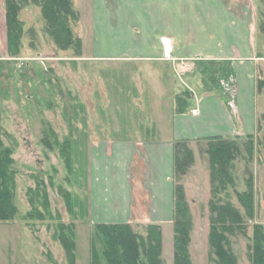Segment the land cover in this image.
Masks as SVG:
<instances>
[{"label":"rangeland","instance_id":"obj_1","mask_svg":"<svg viewBox=\"0 0 264 264\" xmlns=\"http://www.w3.org/2000/svg\"><path fill=\"white\" fill-rule=\"evenodd\" d=\"M227 1L229 6H242L252 20L258 54L264 57V0ZM71 2L78 14L77 22L71 27L81 41L80 55L86 58L75 57L72 50L60 51L47 34L40 7L31 4L18 13L24 33L20 57L16 62H4L0 71V140L3 147L11 151L17 208L11 222H0V264L32 263L41 258L48 264H66V253L54 238L59 223L72 225L75 231V264H89L91 233L99 223L88 217L87 201L83 204L87 199L91 142L129 137L138 131L153 129L161 113L159 110L169 109L172 102L171 98L166 99L167 93L151 83L152 76L134 74L138 69L134 63L88 58L98 46L96 39L105 46L110 45L107 41L116 33L109 26L113 27L118 17L123 16L121 7L112 10L111 21L109 12L104 9L108 5L103 0ZM2 7L4 9V0ZM125 9L132 12V8ZM1 30L6 40L4 28ZM256 71V130L252 135L237 137L244 150L247 137H253V154L249 156L243 150L235 159V189L228 192L231 202L238 208L234 191H245L246 180L251 176L255 217L246 221V235L230 238L238 264H250L247 248L253 225L258 223L264 228V152L261 144L264 141V64ZM165 85L169 88L168 83ZM165 100L169 101L164 103ZM44 141L51 145V150ZM63 142L69 143L68 150L61 147ZM199 145L187 144L192 152L196 147V154L190 168L177 176L175 183L185 190L193 220L189 248L192 263L209 264L210 169L205 152L207 141ZM41 184L47 185L46 199L42 193L33 195L37 188L42 191ZM60 186L72 197L68 209L65 196L59 192ZM44 208L50 211L52 221L48 220ZM132 226L136 233L145 235L146 226ZM163 231L162 259L164 264H173L172 221Z\"/></svg>","mask_w":264,"mask_h":264},{"label":"crops","instance_id":"obj_2","mask_svg":"<svg viewBox=\"0 0 264 264\" xmlns=\"http://www.w3.org/2000/svg\"><path fill=\"white\" fill-rule=\"evenodd\" d=\"M2 1L0 61L4 64L20 56L8 53L1 34V28L6 33ZM103 1L111 21L113 9L121 7L123 16L109 26L116 33L107 41L110 45L96 39L98 46L88 58L134 63L138 66L134 74L152 76L151 83L172 102L169 109L159 110L153 129L91 142L83 204L87 201L88 217L98 224H157L162 233L173 218L176 143L200 146L210 138L254 134L256 70L264 57L258 54L252 20L242 6H229L227 0ZM31 264L48 262L41 258Z\"/></svg>","mask_w":264,"mask_h":264},{"label":"trees","instance_id":"obj_3","mask_svg":"<svg viewBox=\"0 0 264 264\" xmlns=\"http://www.w3.org/2000/svg\"><path fill=\"white\" fill-rule=\"evenodd\" d=\"M36 4L41 9L47 25V34L60 51L72 50L77 57L80 54L81 41L72 30L71 24L78 20L71 0H4L6 26V48L12 57L19 56L22 50L23 24L18 13L24 7ZM264 33V30L262 29ZM11 62V61H6ZM4 64L0 61V71ZM258 88H261L258 86ZM2 131L0 130V136ZM244 150L239 139L210 138L207 139L206 154L210 169L209 208V264H238L237 257L231 249L230 238L246 235V221L255 217V192L251 176L246 180V190L234 191L237 204L243 212L230 200L229 190L235 189L234 162L244 150L253 154V137H247ZM48 150L51 145L44 141ZM61 147L68 150V142ZM187 142H177L174 150V190H173V264H193L190 256L191 232L193 220L185 192L177 185L176 177L184 174L193 163V152ZM264 152V141L261 143ZM46 148V149H47ZM242 148V150H241ZM61 149V148H60ZM14 175L11 162V151L3 147L0 140V222H11L17 214L14 205ZM51 181V180H50ZM50 183V182H49ZM40 186H43L41 184ZM50 187V185H49ZM64 195L65 207H70V193L58 187ZM33 191V195L42 193L46 199L47 185ZM224 195V197H221ZM48 207V203H45ZM72 204V201H71ZM48 220H53L50 211ZM68 209V208H67ZM83 210V208L81 209ZM80 212V211H79ZM60 228L54 238L66 253L68 264H75V231L72 225L59 223ZM144 234L135 232L131 224H96L90 238L89 264H164L162 259L161 227L149 224L144 227ZM245 233V234H244ZM247 238V236H246ZM249 239V237L247 238ZM248 245L250 264H264V228L255 223Z\"/></svg>","mask_w":264,"mask_h":264},{"label":"built area","instance_id":"obj_4","mask_svg":"<svg viewBox=\"0 0 264 264\" xmlns=\"http://www.w3.org/2000/svg\"><path fill=\"white\" fill-rule=\"evenodd\" d=\"M192 114L194 115V112H192Z\"/></svg>","mask_w":264,"mask_h":264}]
</instances>
